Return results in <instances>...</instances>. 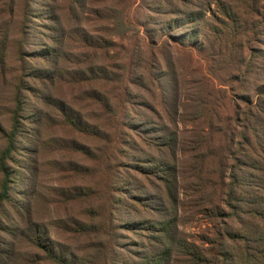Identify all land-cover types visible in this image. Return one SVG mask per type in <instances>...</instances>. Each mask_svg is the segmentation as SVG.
Masks as SVG:
<instances>
[{
    "label": "rangeland",
    "instance_id": "374dc122",
    "mask_svg": "<svg viewBox=\"0 0 264 264\" xmlns=\"http://www.w3.org/2000/svg\"><path fill=\"white\" fill-rule=\"evenodd\" d=\"M263 69L264 0H0V264H142L172 217L202 245L204 183L264 162L241 136Z\"/></svg>",
    "mask_w": 264,
    "mask_h": 264
},
{
    "label": "trees",
    "instance_id": "16d2710c",
    "mask_svg": "<svg viewBox=\"0 0 264 264\" xmlns=\"http://www.w3.org/2000/svg\"><path fill=\"white\" fill-rule=\"evenodd\" d=\"M262 93H264V84L256 88V95ZM199 102L204 107L203 115L208 106L212 105L213 99L208 101L205 98ZM21 111L22 107L19 101L11 129L2 131L6 146L0 155V171L3 174L0 207L9 196L10 172L7 160L10 159L12 153H15L17 140L21 135L19 127ZM245 122L249 127L246 129L248 134L241 133L243 145L252 153L254 151H257V154L264 153L263 115L261 113L254 115L252 118L245 119ZM221 123L223 124L221 131L224 142L220 148L222 156H224V150H228L230 145H235V142L228 140L232 133L228 122L221 120ZM238 149L241 151V146ZM222 167L219 169L222 170ZM253 169L250 172L238 166L237 171L230 176H227L223 170L217 183L212 182L210 185L204 183V189H215L220 196V202L218 203L212 198H205L203 193L197 194L198 205L195 208L199 213L209 216L212 219L210 224L213 225L209 234L202 238V245L191 242L189 237L179 230L175 222L176 219L173 220V217L170 221L160 220L156 232L161 236L158 239L153 237L158 251L144 255L142 264H162L166 259L182 264H264V162L262 166ZM206 202L209 206L206 205ZM220 203L228 211H225L226 209ZM173 229L177 235L171 233ZM162 234L166 236V242H164ZM38 240L39 245H42L41 236H38ZM163 244L165 248L161 249ZM48 252L52 253V249ZM173 255L182 257V260H178ZM50 257L58 264H64L65 257L63 255L55 254L54 257Z\"/></svg>",
    "mask_w": 264,
    "mask_h": 264
}]
</instances>
